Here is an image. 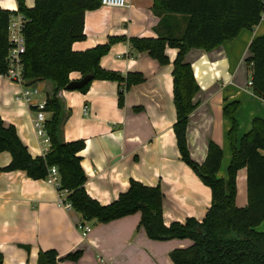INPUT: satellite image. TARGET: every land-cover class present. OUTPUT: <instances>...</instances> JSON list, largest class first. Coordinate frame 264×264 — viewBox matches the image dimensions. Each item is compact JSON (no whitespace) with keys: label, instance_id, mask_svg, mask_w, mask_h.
Returning <instances> with one entry per match:
<instances>
[{"label":"crops","instance_id":"0c3cea01","mask_svg":"<svg viewBox=\"0 0 264 264\" xmlns=\"http://www.w3.org/2000/svg\"><path fill=\"white\" fill-rule=\"evenodd\" d=\"M127 7L101 6L85 15V39L73 44L85 50L116 41L101 58V65L126 75L141 72L143 82L132 85L119 105V83L95 79L86 91L62 89L58 96L69 111L61 136L64 141L84 139L81 164L87 175V192L102 204H109L128 190L132 179L146 185L161 184L163 212L167 225L188 217L202 220L212 204V191L180 156L173 125L177 119L174 103L173 69L178 49L166 48L169 63L162 65L148 52L132 48L128 38L156 37L160 17L152 10L153 0H127ZM32 8L35 0H25ZM4 9L18 10L17 0H0ZM264 35V13L253 29H244L232 40L212 50L192 48L186 60L193 67L200 90L198 105L189 116L187 142L192 158L203 163L210 141L224 150L218 175L227 178L232 152L227 133L230 119L224 114L227 102L238 100L236 118L239 137L251 129L255 117L264 118V98L248 86L251 71L246 63L252 40ZM72 72L71 79H79ZM39 92L34 103L52 94L49 80L34 84ZM21 86L7 75H0V115L17 132L33 156L45 154L37 136L33 106L17 100ZM88 106L85 112V106ZM50 117L51 114L48 113ZM12 160L10 152H0V167ZM66 192L62 196L66 197ZM57 186L47 179H33L23 170L0 173V250L5 264H38L41 251L54 249L58 258L78 249V260L61 259L58 264H175L171 251L190 244L189 239H151L137 212L107 223L84 221L74 208L59 202ZM66 201V200H65ZM247 169L237 175L238 206L247 204ZM91 227L83 236L79 225Z\"/></svg>","mask_w":264,"mask_h":264},{"label":"trees","instance_id":"16d2710c","mask_svg":"<svg viewBox=\"0 0 264 264\" xmlns=\"http://www.w3.org/2000/svg\"><path fill=\"white\" fill-rule=\"evenodd\" d=\"M17 2L16 11L0 6V75L8 72L10 19L20 12L27 18L23 30L26 50L22 54L25 83L34 85L49 80L54 84L44 108L51 114L46 122L51 147L44 155L33 156L16 126L6 123L0 115V152L7 151L12 155L11 162L0 167V173L23 170L33 179H47L50 168L56 166L60 175L59 193H67L66 202L84 221L107 223L140 212V223L151 239H189V245L171 251L175 264H264V231L258 229L264 222V118L255 117L251 129L239 137L236 114L240 101L227 102L224 114L231 121L227 137L232 152L227 178L218 175L224 150L216 142H209L206 160L196 162L188 147L187 125L198 105L194 97L200 86L191 63L186 60V54L192 48L212 50L236 38L242 30L255 28L263 17L264 0H153L152 10L160 17L158 35L128 38L133 49L148 52L162 65L169 63L166 48L178 49L173 63L177 111L173 130L181 159L212 191V204L202 220L188 217L184 223L175 221L170 225L164 220L165 195L161 184L149 186L132 179L128 190L109 204L93 198L85 187L87 175L81 164L80 152L85 148V140L64 141L61 136L62 124L69 111L58 93L66 89L72 80V72H79L81 78L93 76L87 85L76 90L86 91L95 79L117 81L121 107L126 91L145 80L141 72L123 75L101 65V58L109 52L111 45L127 40V37L114 36L106 43L75 50L74 42L86 37V12L100 8L101 0H35L32 8L27 7L25 0ZM249 50L246 63L251 71V89L255 95L264 98V35L254 38ZM242 168L247 169L248 201L240 207L236 203L237 175ZM82 254L83 249H78L59 259L54 249L41 251L38 264H58L61 259L78 260ZM0 264H5L1 250Z\"/></svg>","mask_w":264,"mask_h":264},{"label":"built area","instance_id":"2783aa9c","mask_svg":"<svg viewBox=\"0 0 264 264\" xmlns=\"http://www.w3.org/2000/svg\"><path fill=\"white\" fill-rule=\"evenodd\" d=\"M101 5L109 7H127L129 6V3L127 0H101ZM26 21L27 18L20 12L11 16L9 23V40L11 43V48L7 58L8 72L6 75L21 86V91L17 95V100H21L26 104L36 108L34 127L37 136L40 138L42 144L44 145V149L47 152L51 147V140L46 129V122L49 117L48 112H46L44 109L46 100L42 103H34V97L39 92V90L35 85H27L24 78L22 54L26 50V41L23 32ZM252 84L253 82L250 78L248 86L251 87ZM87 110L88 106L86 105L85 112H87ZM47 180L51 184L57 186V188L59 187L60 175L56 166H52L50 168ZM59 202L68 208L72 207L69 202L65 201V198L62 196V194L60 195ZM79 228L81 229L83 236H87V234L91 231V227L85 224L79 225Z\"/></svg>","mask_w":264,"mask_h":264},{"label":"water","instance_id":"95a60500","mask_svg":"<svg viewBox=\"0 0 264 264\" xmlns=\"http://www.w3.org/2000/svg\"><path fill=\"white\" fill-rule=\"evenodd\" d=\"M92 78H93L92 75H86L79 79H73L67 84L66 89L69 90L81 89L82 87L87 85L92 80Z\"/></svg>","mask_w":264,"mask_h":264},{"label":"rangeland","instance_id":"374dc122","mask_svg":"<svg viewBox=\"0 0 264 264\" xmlns=\"http://www.w3.org/2000/svg\"><path fill=\"white\" fill-rule=\"evenodd\" d=\"M258 229L264 231V222L258 227Z\"/></svg>","mask_w":264,"mask_h":264}]
</instances>
